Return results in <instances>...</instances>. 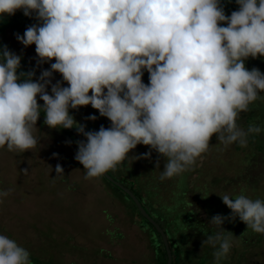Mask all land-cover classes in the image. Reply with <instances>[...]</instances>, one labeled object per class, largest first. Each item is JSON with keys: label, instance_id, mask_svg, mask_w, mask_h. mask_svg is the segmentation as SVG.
Here are the masks:
<instances>
[{"label": "clouds", "instance_id": "1", "mask_svg": "<svg viewBox=\"0 0 264 264\" xmlns=\"http://www.w3.org/2000/svg\"><path fill=\"white\" fill-rule=\"evenodd\" d=\"M236 3L239 9L226 16L220 0H0V17L23 10L38 21L23 36L16 34L25 47L35 44L37 65L55 60L34 81V70L18 74L21 56L6 46L0 51V147H35L33 126L41 108L48 127L75 128L86 138L76 142L75 155L85 179L115 169L138 144L150 151L137 159H150L152 150L167 158L161 181L194 164L214 134L225 145L238 141L246 147L248 135L262 131L255 125L245 131L236 119L257 90L264 91V73L244 63L249 56L264 57V0ZM142 69L149 85L142 82ZM55 72L62 81L53 84ZM88 105L111 126L85 131L69 109ZM55 171L63 174L60 164ZM220 197L231 215L217 214L212 224L223 228L239 217L264 234V201ZM204 244L219 245L216 264L232 246L223 232L207 236ZM29 256L0 235V264H30Z\"/></svg>", "mask_w": 264, "mask_h": 264}, {"label": "rangeland", "instance_id": "2", "mask_svg": "<svg viewBox=\"0 0 264 264\" xmlns=\"http://www.w3.org/2000/svg\"><path fill=\"white\" fill-rule=\"evenodd\" d=\"M16 34L7 29L3 35L5 44L22 57L24 66L35 71V81L55 60L37 65L35 44L25 47ZM244 63L246 69L257 68L264 73V57L249 56ZM57 81H62V75L55 72L52 83ZM62 86L67 87V82ZM47 91L51 94L50 86ZM257 92L248 111L238 113L236 119L237 126L245 131L250 125L262 129L254 133L252 141L247 137L246 147L238 141L225 145L217 140L219 134H214L207 151L194 164L161 181L167 158L152 150L150 159H137L150 151V146L138 144L109 171L113 177L134 178L153 212L170 221L180 211L185 213L178 221L180 229L170 225L167 230L169 237L180 244V264H216L213 253L219 245L213 248L202 242L217 232H223L232 245L219 264H264V234L247 228L239 217L226 220L224 229L210 222L217 214L231 215L222 195L233 200L244 195L264 201V151L259 149L264 146V91ZM37 102L43 107L39 95ZM69 114L85 126V131L111 126L110 120L91 105L70 108ZM40 115L45 116L43 108ZM91 115L97 119H87ZM44 121L38 118L33 126L38 141L35 147L26 151L0 147V192L11 190L7 196H0V235L26 249L30 264L79 263L91 257L92 252L84 249L94 247H103L114 258L131 261L143 257L141 262L153 264L157 252L148 232L135 219L138 213L133 202L102 175L85 179L86 170L75 159L76 138L64 128L48 127ZM53 153L58 155L54 157ZM158 159L160 166L156 168ZM57 164L63 174L56 175Z\"/></svg>", "mask_w": 264, "mask_h": 264}, {"label": "trees", "instance_id": "3", "mask_svg": "<svg viewBox=\"0 0 264 264\" xmlns=\"http://www.w3.org/2000/svg\"><path fill=\"white\" fill-rule=\"evenodd\" d=\"M220 3H221V6L224 8V12H225L226 16H230L233 11H237L239 9V5L236 3V0H220ZM37 23H38V21L35 19L34 15L32 17L25 16L23 14V10H17L14 15L4 14L2 17H0V51H2L3 48L6 46L3 35L5 34L7 29H11V30L15 31L17 34L23 36L24 32L26 31V29L29 26H31L33 24H37ZM220 26H227V24L225 22H221ZM21 71L28 72L31 70L29 68H27L26 66H24L23 62L21 61V67L18 69V74ZM142 72H143L142 82L145 85H149L150 84L149 73L147 72V70H143V69H142ZM33 79H34V77H33ZM65 130H67L68 132H70L72 134V132L70 130H68V129H65ZM248 137H249V140L252 141V139L254 137V133L249 134ZM259 149L264 151V146H259ZM102 176H104V175H102ZM104 178L107 181H109L114 187L121 190L124 193V195L127 196L133 202V204L135 206V210L138 213V214H135V216H136L135 219L137 220L139 225L142 227V229H144L145 231L148 232V234L150 236L151 245H152L154 251L157 252L156 260H157L158 264H166L167 252H166L165 246L163 244V241L161 239V236H160L159 232L156 230L155 226L145 216H143L141 214V212L138 210L134 201L131 199V197L124 190H122L120 187H118L117 185L112 183L105 176H104ZM114 178L121 181L122 183H124L125 185H127L128 187H130L132 189V191L140 199V201L142 202V205L146 208V210L148 208L150 211L149 210H147V211L151 215H153L155 217V219L161 224V226L164 228L167 235H168L167 230H170L169 229L170 225H174L175 227L180 229L179 228L180 223L178 221H181L180 217H182L185 214L183 211L179 212L180 214H178L179 216H177L175 220L170 221L166 218L165 215L163 216L159 213L153 212L150 209L151 206H150V203L148 201V198L142 194L141 190H139V187L137 186V181L134 178H127V177H121V176L120 177H114ZM173 208H175V207H173ZM168 210H170V209L168 208ZM170 234L172 235V233H170ZM168 240H169V244H170V247L172 250V261L170 264H180V259H181L180 244L175 243L176 240L174 239L173 236L169 237V235H168Z\"/></svg>", "mask_w": 264, "mask_h": 264}, {"label": "water", "instance_id": "4", "mask_svg": "<svg viewBox=\"0 0 264 264\" xmlns=\"http://www.w3.org/2000/svg\"><path fill=\"white\" fill-rule=\"evenodd\" d=\"M39 119L45 120V116L43 115H39L38 117ZM72 132L73 136L76 137V139L78 141H85L86 138L79 134L75 128H70L68 129ZM108 180H110L112 183H114L115 185H117L118 187H120L122 190H124L130 197L131 199L134 201V203L136 204L138 210L141 212V214L143 216H145L156 228V230L159 232L161 239L163 241V244L165 246L166 252H167V262L166 264H170L172 261V250L169 244V240H168V235L165 232L164 228L161 226V224L155 219V217L153 215H151L146 208L142 205V202L140 201V199L137 197V195L132 191V189L130 187H128L127 185H125L124 183H122L121 181L115 179L109 172H106L103 174Z\"/></svg>", "mask_w": 264, "mask_h": 264}, {"label": "crops", "instance_id": "5", "mask_svg": "<svg viewBox=\"0 0 264 264\" xmlns=\"http://www.w3.org/2000/svg\"><path fill=\"white\" fill-rule=\"evenodd\" d=\"M118 234L120 233H115V235H118ZM118 236L121 237L122 234ZM84 250H88L92 252L91 257H89V260H83L75 264H145L146 262V261L141 262V260H144L143 257L140 260L133 259L131 261H129L128 259L122 258V257L114 258L113 255L109 251L104 250L103 247L101 248L94 247V248H89V249H84ZM153 264H158L156 258H154Z\"/></svg>", "mask_w": 264, "mask_h": 264}]
</instances>
